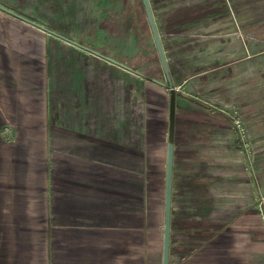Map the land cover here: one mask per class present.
<instances>
[{"label":"rangeland","instance_id":"374dc122","mask_svg":"<svg viewBox=\"0 0 264 264\" xmlns=\"http://www.w3.org/2000/svg\"><path fill=\"white\" fill-rule=\"evenodd\" d=\"M184 1L178 6L153 5L168 62L174 59L178 65L170 64L176 79L172 91L167 81H160L163 68L141 0H0L16 13L142 74L139 78L0 10V65L14 64L30 81H46L50 192L49 187L41 188L40 202L47 195L58 225L50 241L52 252L68 264L118 262L139 251L129 244L139 241L127 233L129 223L144 221L146 215L164 222L163 152L172 92L177 99L178 155L174 206L197 207L203 217L209 208L219 210L223 201V264H258L252 231L256 223L264 231L263 129L255 155L247 156L236 131L243 162L220 160L219 145L212 139L220 127L210 119L223 112L210 107L204 94L206 89L223 99L227 89L223 81L194 80L203 78L206 65L223 63L225 30L239 32L245 54L246 33L256 30L260 41L254 50L264 49V0ZM258 56L264 61V54ZM253 89L259 90V111L264 114V81ZM194 126L206 136L196 164L188 160L194 153L188 149V128ZM234 151L228 153L233 156ZM194 173L201 178H189Z\"/></svg>","mask_w":264,"mask_h":264},{"label":"crops","instance_id":"0c3cea01","mask_svg":"<svg viewBox=\"0 0 264 264\" xmlns=\"http://www.w3.org/2000/svg\"><path fill=\"white\" fill-rule=\"evenodd\" d=\"M150 2L153 7V5L178 6L185 1L150 0ZM231 29L223 31V63L220 66L206 65L203 78L198 76L194 81H223V89H227L226 93L223 92V99L205 89L207 94H204V100L213 109H216L215 105L228 110L238 108L247 126L255 155L261 134L259 130L262 128L264 132V114L259 111V90L253 89V85L258 81H264V61L258 56L264 54V49L254 50L260 38L256 30H251L246 33L249 54H245L240 42L241 35L237 30ZM240 33L244 34V31L241 29ZM174 35L179 38L184 36L177 33ZM234 40L235 46L230 48L228 44ZM65 43L83 50L72 43ZM239 53H244L245 57L236 58ZM90 54L104 60L93 53ZM168 63L169 69L170 64L178 66L174 59ZM130 73L142 78V75ZM170 75L171 80L176 81L171 71ZM160 81H167L164 70ZM172 95L175 99L174 92L170 94V99ZM228 98L231 100H227ZM238 99L244 107H241ZM190 114L191 119L196 117L193 112ZM229 118L224 113H217L210 119L211 124L215 123L216 127H220L212 139L219 145L217 150L220 151V160L238 162L236 165H239L243 162L240 157L245 158V155L240 149L235 127ZM188 135L192 143L188 149L194 152L188 160L196 164L199 161L197 152L201 149L206 136L200 135V129L196 126L188 128ZM49 142L50 99L46 90V81H30L28 76L20 74L19 68L14 64L8 68L0 65V264H68L69 262L52 252L50 241L58 225L53 221L51 206L46 204L47 195L45 201L40 202L41 188L49 187L50 192V183L48 184L46 176ZM167 145L165 153L163 152L165 183ZM176 149L177 145L174 143L169 264H223V201L219 210L209 208V212L203 217L200 216L197 207L174 206L175 167L178 156ZM234 149L233 157L228 152ZM238 150L239 152H236ZM189 178L197 181L201 175L194 173ZM256 224L252 231V245L258 252V264H264V231L259 223ZM127 233L137 235L135 239L139 241L129 244L138 247L139 251L123 256L118 262L116 259L108 260L107 264H163L164 222L149 220L146 215L144 221L129 223Z\"/></svg>","mask_w":264,"mask_h":264},{"label":"water","instance_id":"95a60500","mask_svg":"<svg viewBox=\"0 0 264 264\" xmlns=\"http://www.w3.org/2000/svg\"><path fill=\"white\" fill-rule=\"evenodd\" d=\"M145 12L147 15V19L152 31L153 40L156 46V49L158 51V55L162 64V68L166 74L167 77V86L174 90L173 88V81L171 80L170 75V69H169V63L167 60L166 52L164 49L162 36L160 33V30L158 28L153 7L151 5L150 0H142ZM0 10H3L13 16H16L26 22H29L33 24L34 26H37L39 28H42L43 30L47 31L50 35L55 36L57 38H60L64 42L72 43L83 50H86L90 53H93L104 60L111 62L129 72H133L137 75H142L141 72H139L136 69H133L126 64L108 56L100 53L97 50H94L84 44H81L73 39H70L52 29L46 28L43 25L37 23L36 21H33L31 19H28L27 17H24L23 15H20L16 13L15 11L3 6L0 4ZM174 130H175V99L173 98V95L170 99V107H169V129H168V145H167V163H166V183H165V212H164V238H163V264H169V257H170V234H171V220H172V193H173V166H174Z\"/></svg>","mask_w":264,"mask_h":264},{"label":"built area","instance_id":"2783aa9c","mask_svg":"<svg viewBox=\"0 0 264 264\" xmlns=\"http://www.w3.org/2000/svg\"><path fill=\"white\" fill-rule=\"evenodd\" d=\"M167 60L169 59L167 58ZM215 108L231 118L233 125L236 131L239 133L242 143L244 144V149L247 153V156L252 154L253 149H252L251 139L246 135V131H245L246 125L238 108L234 107L233 109L228 110L225 109L224 107H219L218 105H215Z\"/></svg>","mask_w":264,"mask_h":264}]
</instances>
